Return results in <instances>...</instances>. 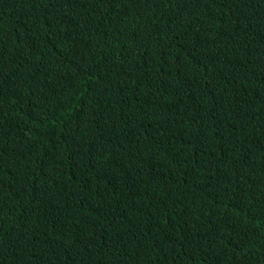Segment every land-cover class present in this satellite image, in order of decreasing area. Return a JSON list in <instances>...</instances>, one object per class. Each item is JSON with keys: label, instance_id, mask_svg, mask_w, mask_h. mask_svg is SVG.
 <instances>
[{"label": "trees", "instance_id": "1", "mask_svg": "<svg viewBox=\"0 0 264 264\" xmlns=\"http://www.w3.org/2000/svg\"><path fill=\"white\" fill-rule=\"evenodd\" d=\"M0 264H264V0H0Z\"/></svg>", "mask_w": 264, "mask_h": 264}]
</instances>
